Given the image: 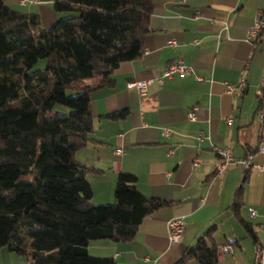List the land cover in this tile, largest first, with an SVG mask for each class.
Instances as JSON below:
<instances>
[{"label": "crops", "instance_id": "1", "mask_svg": "<svg viewBox=\"0 0 264 264\" xmlns=\"http://www.w3.org/2000/svg\"><path fill=\"white\" fill-rule=\"evenodd\" d=\"M5 1L16 9L29 7L25 12H37L41 21L42 14L48 16L50 26L58 18L52 5L41 0L25 5ZM258 10H264V0L153 1L141 56L115 70L112 86L90 94V141L76 151L75 159L92 168L86 178L94 204L114 201L120 172L134 174L143 195L169 204L145 217L129 242H89L90 255L110 258L111 264H176L187 248L213 229L216 249L231 245L230 251L217 252L216 264H251L255 242L264 241V172L230 164L218 179L215 163L216 148L230 147L234 158L264 164L258 151L264 144V119L258 116L264 45L254 46L246 37ZM172 40L176 44L171 45ZM174 60H182L192 73L157 81ZM242 77V95L226 93L225 83L235 84ZM132 79L154 81L140 95L126 87ZM123 110V117H109ZM191 111L194 120L187 117ZM165 128L170 130L167 137L162 135ZM239 187L240 206L235 211L231 206ZM176 216L185 229L181 240L171 242L167 221ZM0 264L35 263L4 247Z\"/></svg>", "mask_w": 264, "mask_h": 264}, {"label": "trees", "instance_id": "2", "mask_svg": "<svg viewBox=\"0 0 264 264\" xmlns=\"http://www.w3.org/2000/svg\"><path fill=\"white\" fill-rule=\"evenodd\" d=\"M153 1L53 0L55 13L69 14L43 28L37 12L0 0V249L35 264H111L90 255L89 242H129L145 217L169 204L143 195L129 172L117 175L112 203L94 204L92 168L75 159L90 141V94L141 56ZM40 59L45 67L32 71ZM240 196L239 187L235 211ZM212 231L176 264H216Z\"/></svg>", "mask_w": 264, "mask_h": 264}, {"label": "built area", "instance_id": "3", "mask_svg": "<svg viewBox=\"0 0 264 264\" xmlns=\"http://www.w3.org/2000/svg\"><path fill=\"white\" fill-rule=\"evenodd\" d=\"M40 0H18L21 5L28 4L29 2H38ZM247 31V39L256 46L257 44H263L264 45V10H258L254 17V23L252 26L248 28ZM171 45L176 44L175 41L170 42ZM175 73H178L180 75H183L185 73H192V70L189 66L185 65L182 60H174L170 61V63L166 66L165 70L161 74V76H158L155 78L157 81L161 82L163 78H169L173 76ZM199 79H202L199 77ZM153 79H147V80H129L126 83V87L130 89H134L138 94L143 95L147 92L149 86L153 82ZM261 83L264 85V75L261 79ZM226 87V93L234 95V96H240L242 95L245 87H246V81L242 77L239 82L232 84V83H225ZM259 118L262 120L264 119V92L262 97V107L260 111L258 112ZM187 117L191 120L195 119L194 112H188ZM162 135L169 136L170 130L168 129H162ZM201 132L198 134V139L201 138ZM261 154L264 155V144L262 143L258 150ZM115 152H121L120 149H117ZM216 154L218 156V160L215 163V177L221 178L224 169L230 165V164H237L245 169H249L251 167L257 168L258 170L264 172V164L259 165L256 163H252L248 158H234L232 156V151L230 147H217L216 148ZM194 165H199V160L194 161ZM249 213L251 215H254L255 212L253 209L249 210ZM168 224V238L171 242H177V240H181L183 233H184V222L181 218H171L167 221ZM231 245L229 244H220L217 246V252L222 254L230 251ZM251 264H264V241H256L254 244V255L253 260Z\"/></svg>", "mask_w": 264, "mask_h": 264}, {"label": "rangeland", "instance_id": "4", "mask_svg": "<svg viewBox=\"0 0 264 264\" xmlns=\"http://www.w3.org/2000/svg\"><path fill=\"white\" fill-rule=\"evenodd\" d=\"M41 4H43V5H46V6H50L51 7V5L53 4V0L51 1V0H41ZM8 5H10L11 7H15V5L14 4H8ZM17 7V6H16ZM37 8H38V4H37ZM19 9L21 10V11H28L29 10V7H19ZM32 10H33V7H32ZM54 11V10H53ZM57 14V16H58V18L57 19H59V18H61V17H64V16H66V15H68L69 13H65V12H59V13H56ZM72 14V13H71ZM41 25H42V27L43 28H48V27H50V25L48 24V16H43V14H42V21H41ZM44 64H46V62H45V59H40L37 63H36V65L32 68V71H35V70H41L42 68H44L45 67V65ZM55 109H59V107H55Z\"/></svg>", "mask_w": 264, "mask_h": 264}]
</instances>
